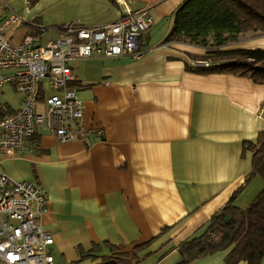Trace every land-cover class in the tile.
Listing matches in <instances>:
<instances>
[{"label": "crops", "instance_id": "0c3cea01", "mask_svg": "<svg viewBox=\"0 0 264 264\" xmlns=\"http://www.w3.org/2000/svg\"><path fill=\"white\" fill-rule=\"evenodd\" d=\"M8 1L2 0L4 14L14 11L27 20L13 31L14 44L25 34H39L45 43L60 35L58 25L100 27L123 13L115 0ZM181 2L131 0L132 9L146 8L153 18L139 58L70 62L74 79L68 85L83 102V139L60 142L38 132L20 156L1 161L10 178L43 189L40 225L52 236L53 264H100L110 252L105 242L127 251L155 237L136 264H175L177 246L200 235L235 192L242 188L234 203L244 207L264 187L259 177L244 184L252 158L244 143L264 142V84L193 71L200 60L187 54L203 55V48L162 43ZM162 22L163 33L153 34ZM250 37L264 35L244 33L227 47L255 48L240 43ZM20 103L21 96L13 111ZM227 252L188 264H224Z\"/></svg>", "mask_w": 264, "mask_h": 264}, {"label": "built area", "instance_id": "2783aa9c", "mask_svg": "<svg viewBox=\"0 0 264 264\" xmlns=\"http://www.w3.org/2000/svg\"><path fill=\"white\" fill-rule=\"evenodd\" d=\"M115 1L123 13L113 23L68 22L58 26L60 35L54 40L41 43L39 34H25L14 44L13 31L27 20L14 11L4 14L0 0V88L9 83L21 96L20 107L0 118V264H53L48 251L53 239L40 225L47 202L43 189L10 178L1 161L20 156L25 142L38 132L60 142L85 137L83 102L68 85L74 79L70 62L92 56L139 58L140 40L153 24L148 9H132L131 0Z\"/></svg>", "mask_w": 264, "mask_h": 264}, {"label": "trees", "instance_id": "16d2710c", "mask_svg": "<svg viewBox=\"0 0 264 264\" xmlns=\"http://www.w3.org/2000/svg\"><path fill=\"white\" fill-rule=\"evenodd\" d=\"M27 2L33 5L37 0ZM246 32L264 35V0H182L172 12V26L162 43L203 48V55L187 54L194 60L209 62L206 67H191L193 71L231 74L264 84V49L228 48ZM12 112L0 111V118ZM244 148L252 154L251 170L244 184L254 177L264 182V142L259 137L255 144L245 142ZM238 191L212 215L200 235L177 246L181 259L175 264H188L221 250H228L224 264H264V187L244 207L234 203ZM150 242L127 251L105 242L110 252L101 256L100 264H136L148 251Z\"/></svg>", "mask_w": 264, "mask_h": 264}, {"label": "rangeland", "instance_id": "374dc122", "mask_svg": "<svg viewBox=\"0 0 264 264\" xmlns=\"http://www.w3.org/2000/svg\"><path fill=\"white\" fill-rule=\"evenodd\" d=\"M21 2L22 0H10V3H12L13 5L15 4L17 6L20 5ZM3 4L6 5L4 2ZM164 24L165 23L163 22L158 24V26L152 31V33L162 34L163 33L162 29L164 27ZM248 33L249 32H246L245 34H248ZM240 43L242 44V47L264 48V37H250L246 40L240 41ZM19 100H20V94L16 92L12 88V85H10L9 83L4 84L3 87L0 88V111L1 112H5L7 109L8 110L16 109L18 107Z\"/></svg>", "mask_w": 264, "mask_h": 264}]
</instances>
